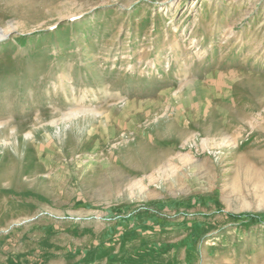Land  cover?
I'll list each match as a JSON object with an SVG mask.
<instances>
[{
  "label": "rangeland",
  "instance_id": "rangeland-1",
  "mask_svg": "<svg viewBox=\"0 0 264 264\" xmlns=\"http://www.w3.org/2000/svg\"><path fill=\"white\" fill-rule=\"evenodd\" d=\"M0 264H264V0H0Z\"/></svg>",
  "mask_w": 264,
  "mask_h": 264
},
{
  "label": "bare ground",
  "instance_id": "bare-ground-1",
  "mask_svg": "<svg viewBox=\"0 0 264 264\" xmlns=\"http://www.w3.org/2000/svg\"><path fill=\"white\" fill-rule=\"evenodd\" d=\"M1 36H3V32H2V30L0 29V37H1Z\"/></svg>",
  "mask_w": 264,
  "mask_h": 264
}]
</instances>
